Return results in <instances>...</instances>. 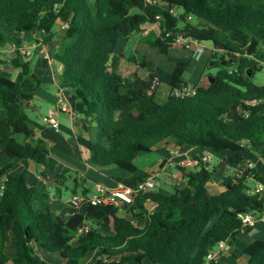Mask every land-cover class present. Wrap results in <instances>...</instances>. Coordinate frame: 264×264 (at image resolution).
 I'll return each mask as SVG.
<instances>
[{"label": "trees", "instance_id": "16d2710c", "mask_svg": "<svg viewBox=\"0 0 264 264\" xmlns=\"http://www.w3.org/2000/svg\"><path fill=\"white\" fill-rule=\"evenodd\" d=\"M160 1L177 15L145 0H0V50L15 48L10 59L0 53V155L6 157L0 167V264H203L221 241L237 244L248 264H264L263 240H236L252 230L243 226V215L264 213V195L250 194L254 187L248 185L264 186V84L253 81L264 65V0ZM179 33L212 42L209 60L217 71L205 86L194 85L195 95L181 97L173 92L188 86V63H177L172 94L159 105L155 64L131 57L147 76H124L117 48L142 34L146 45L169 56ZM24 35L38 42L58 38L52 54L61 66L56 82L68 92L72 113L83 119L77 142L90 167L119 168L125 176L114 178L116 183L136 187L145 178L135 159L173 140L201 153L196 165L170 170L182 173V184L144 192L123 208L87 204L84 214L56 217L46 190L40 196L28 184L29 165L45 178L44 170L54 171L57 161L46 134L36 137L31 127L29 106L43 82L22 51ZM222 50L229 52L219 57ZM2 66L17 70L18 77L1 73ZM203 155L212 161L203 162ZM213 161L229 167L218 195L208 190L218 173ZM22 162L26 168L13 175ZM73 177L58 180L64 187ZM65 189L91 193L80 180ZM147 203L160 210L150 213Z\"/></svg>", "mask_w": 264, "mask_h": 264}, {"label": "crops", "instance_id": "0c3cea01", "mask_svg": "<svg viewBox=\"0 0 264 264\" xmlns=\"http://www.w3.org/2000/svg\"><path fill=\"white\" fill-rule=\"evenodd\" d=\"M128 38L124 40H127ZM22 40V51H32V54L29 55L28 58L33 63L35 73L43 82V86L35 93L34 100L29 106L30 112H28V114L31 119L33 133L36 137H41L43 134H46L51 157L55 159V157L59 155V157L61 156V159L65 162L64 167H61L60 169L57 167L55 171L45 169V178L39 177L34 167L29 165L28 183L30 186L38 189L40 196L44 190H46L49 194V203L55 216L66 221L75 213L84 214L87 204L84 203L78 208L69 206L68 202L73 195L71 194L67 197L64 194V191H68V189H65V187L74 186L80 180L81 184L86 182V186H90L89 188L92 193L93 185L95 183H101L110 188L114 187L116 185L114 178L124 177L125 172L119 168L97 170L90 167L87 163L86 168L84 167L85 154L77 142V137L84 135L83 119L81 116L72 113V104L68 92L60 88L56 82V76L61 71V66L54 61L52 54L58 46V38L52 42H43L41 40L38 42L36 37L24 35L22 36ZM14 50V47H6L0 50V53H2V56L5 55L7 59H10L14 56ZM117 53L119 54L118 51ZM121 69H123V67ZM1 73L12 79H16L19 74L17 70H13L9 66H2ZM206 79L205 75H202L199 79L198 85L205 86ZM64 102L70 104L71 111L57 114L60 129L58 132H55L48 124L43 122V117L49 112L59 108L60 104ZM200 155L201 153L196 149L181 146L179 145V142L171 140L169 143L158 144L149 154L139 155L134 163L138 167L139 173L142 177L145 179L155 177L156 186L162 183L163 187H161L160 190L168 192L165 189H168L169 186H173L172 182L177 186L182 184V181L174 182L170 179V166L175 165L178 160H180L178 163L182 164L186 159L196 158ZM5 160L6 157L1 154L0 167ZM250 162L253 165H256L257 163L253 156H251ZM211 165L218 167V173L214 177V182L208 186V190L211 194L218 195L222 191L219 183L224 179V176L228 174L229 167L224 168V166L215 163V161H213ZM81 166L84 167L85 170L82 169ZM24 167H26V163L22 162L18 164L11 173L13 175L19 173ZM222 169H225L223 173H221ZM69 172L78 178L73 177L72 179L65 181L64 187H62L61 181L58 180V175L69 174ZM80 172L83 173L81 174ZM90 178H93L94 180L91 185H88ZM248 185L255 187L252 182H248ZM147 208L150 213L160 210V207L153 203H147ZM236 240L239 244L242 243L246 245L255 240L264 241V213L257 216V222L255 226L252 227L251 231H243L239 233L236 235ZM47 258L52 261L58 260L57 256H48ZM146 264H149V262ZM215 264H248V256L236 244L230 247L227 252L222 253Z\"/></svg>", "mask_w": 264, "mask_h": 264}, {"label": "built area", "instance_id": "2783aa9c", "mask_svg": "<svg viewBox=\"0 0 264 264\" xmlns=\"http://www.w3.org/2000/svg\"><path fill=\"white\" fill-rule=\"evenodd\" d=\"M148 4L152 5H160L163 8L169 10L170 13L173 15H177L178 11L174 8H168L165 3H162L160 0H145ZM157 19L160 20V16H157ZM192 17L189 16L188 20H191ZM66 25L63 26L65 28ZM148 31L144 32V35H146ZM171 33H168L167 36H169ZM205 41L197 40L196 38L186 34V33H179L174 35V40L172 43V46H176L178 48H181L183 50H186L192 54V56L196 59H199L207 50L205 47ZM27 56L32 54L31 50H25L23 51ZM176 96L186 97V96H193L196 94V88L193 86H186L182 90H174L173 92ZM71 107L68 102H64L60 104L59 108H57L54 111L49 112L46 116L43 117V122L45 124H48L52 130L55 132H58L60 129V124L57 119L58 113H66L70 112ZM176 153V152H174ZM202 161L205 163H210L212 161L211 155H203ZM197 160L195 158H189L186 159L181 165L183 167H190L196 165ZM182 173L180 172H172L170 173V177L172 181L174 182H180L181 181ZM239 177V175H236ZM156 178L150 177L145 179L143 183H140L136 187H129L125 186L122 183H116L114 187H107L101 183H95L93 185V192L90 193L87 196H83L80 194L73 195L71 199L69 200L68 204L69 206L73 208H78L82 204H92V205H103V206H113L117 208H123L127 205H130L133 203L136 196L153 190L156 188ZM250 194H263L264 195V186L261 184H257L253 189L249 191ZM242 222L243 226L245 228H252L255 226L257 222V217L253 214H245L242 216ZM88 231V227H85L81 230H79V233H83ZM230 249V246L227 241H221L217 244V246L211 250L206 258L203 264H215L219 256L227 252Z\"/></svg>", "mask_w": 264, "mask_h": 264}, {"label": "rangeland", "instance_id": "374dc122", "mask_svg": "<svg viewBox=\"0 0 264 264\" xmlns=\"http://www.w3.org/2000/svg\"><path fill=\"white\" fill-rule=\"evenodd\" d=\"M141 37L142 34H133L127 40L121 41L119 43L117 51L119 52V54H122L124 56L120 64V66L123 67V69H121V72L124 76H129L133 73H138L141 76H147L146 71L137 67L135 64L128 61V59L131 57L144 56L148 60L153 62L155 64L156 71L160 78V81L157 80L155 84V102L159 105H164L167 102L170 93L172 94L169 81L177 63L180 62L188 63V68L183 76V79L186 83H188V85L192 87L195 84L199 83V79L202 75H205V77L207 78L205 82L206 84H208L209 76L215 74L217 71V69L211 65L212 62H210L209 60L211 55V49L213 48V44L210 41H206L204 44L205 47L208 49L205 51L204 55H202V57H200L199 59H194L190 57L189 52L184 51L183 49L178 48L176 46H171V53L169 54V56L162 55L156 49L146 45L144 41L141 40ZM227 52L229 51L228 50L220 51L219 57L223 54H226ZM253 81L257 84H264V65L262 69L255 74ZM28 112L30 111L28 110ZM61 158L62 157L61 156L59 157V155L55 157V160L57 161L56 168L58 167V169L64 167L65 162ZM179 161L180 160H178L175 165L170 166L169 170H172L176 165H181L178 163ZM83 165L86 168V161ZM84 167H82V169H84ZM25 168L26 167H24L19 173H16L14 175L20 174ZM223 172L224 169L221 170V173ZM28 173L29 171H27V176ZM80 173L82 174L83 172ZM71 174L72 173L69 172V174L68 173L64 174V176H68ZM93 180H94L93 178H90L88 181V185H91ZM161 187H163L162 183H160V185H157L156 189L160 190ZM172 188H173L172 186H169L168 189L165 190L169 192L172 190ZM78 193L79 194L81 193L80 189L78 190ZM64 194L68 197L72 193L68 190V191H64ZM8 251L9 254L12 253L11 244L9 246Z\"/></svg>", "mask_w": 264, "mask_h": 264}, {"label": "water", "instance_id": "95a60500", "mask_svg": "<svg viewBox=\"0 0 264 264\" xmlns=\"http://www.w3.org/2000/svg\"><path fill=\"white\" fill-rule=\"evenodd\" d=\"M210 80L213 81L211 77H210Z\"/></svg>", "mask_w": 264, "mask_h": 264}]
</instances>
